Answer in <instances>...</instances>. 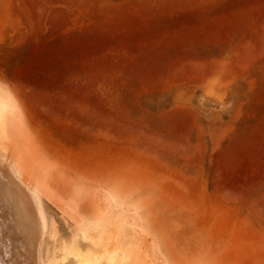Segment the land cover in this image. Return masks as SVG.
Instances as JSON below:
<instances>
[{
    "label": "rangeland",
    "instance_id": "obj_1",
    "mask_svg": "<svg viewBox=\"0 0 264 264\" xmlns=\"http://www.w3.org/2000/svg\"><path fill=\"white\" fill-rule=\"evenodd\" d=\"M0 87L44 264H264V0H0Z\"/></svg>",
    "mask_w": 264,
    "mask_h": 264
},
{
    "label": "water",
    "instance_id": "obj_2",
    "mask_svg": "<svg viewBox=\"0 0 264 264\" xmlns=\"http://www.w3.org/2000/svg\"><path fill=\"white\" fill-rule=\"evenodd\" d=\"M42 223L32 197L0 163V264H36ZM64 264H75L67 258Z\"/></svg>",
    "mask_w": 264,
    "mask_h": 264
},
{
    "label": "bare ground",
    "instance_id": "obj_3",
    "mask_svg": "<svg viewBox=\"0 0 264 264\" xmlns=\"http://www.w3.org/2000/svg\"><path fill=\"white\" fill-rule=\"evenodd\" d=\"M1 88V87H0ZM3 89V88H1ZM0 89V132L6 130L9 125L11 124L12 119L16 117L18 114V107L15 102V100L12 98L11 95H9L7 92ZM22 120V119H20ZM19 120V121H20ZM0 163H2L14 176V178L19 182V184L28 192V194L32 197L34 200V203L37 207L40 220L42 223V234L41 238L36 246L35 250V261L36 264H44L41 256V247L43 245L45 234H47V231L49 229V222L47 213L44 207V203L41 198V193L39 191V188L37 185L31 184V182H28L22 175L21 170L17 167L16 163L13 162L8 157H5L3 155H0ZM100 219H104V224L107 222L106 217L103 213H101V216L99 215ZM102 220V219H101ZM103 223V220H102ZM82 225V224H81ZM101 225V224H99ZM103 225V224H102ZM84 226V225H83ZM81 226L78 234L80 237H85L87 229ZM83 227V228H82ZM107 230H104V232ZM68 254H71V257L69 259H73L75 261V264H96L95 260L92 258H86L83 255H81L76 249L75 246L72 247ZM59 264H64L63 262H59Z\"/></svg>",
    "mask_w": 264,
    "mask_h": 264
}]
</instances>
